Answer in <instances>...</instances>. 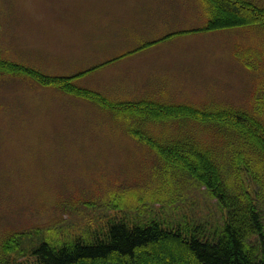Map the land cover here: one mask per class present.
Instances as JSON below:
<instances>
[{"label":"rangeland","instance_id":"374dc122","mask_svg":"<svg viewBox=\"0 0 264 264\" xmlns=\"http://www.w3.org/2000/svg\"><path fill=\"white\" fill-rule=\"evenodd\" d=\"M207 21L203 0H0V58L49 75L85 72L74 83L114 101L160 98L251 112L263 93L264 31L191 32ZM173 32L188 34L121 57ZM253 49L263 55L246 67L237 53ZM5 72L0 242L15 232L24 233L22 246L30 237L33 243L88 240L109 220L132 214L167 226L190 222L209 230L222 223L224 211L206 188L179 175L170 186L158 157L134 141L112 112ZM164 125L147 132L183 134L176 124ZM189 125L191 136H212L203 125ZM246 181L250 191L253 183ZM122 194L133 197L116 211L113 202ZM29 258L12 253L9 261L28 264Z\"/></svg>","mask_w":264,"mask_h":264},{"label":"trees","instance_id":"16d2710c","mask_svg":"<svg viewBox=\"0 0 264 264\" xmlns=\"http://www.w3.org/2000/svg\"><path fill=\"white\" fill-rule=\"evenodd\" d=\"M203 1L208 21L191 32L250 27L264 31V5L259 0ZM182 33L188 34H167L121 57ZM254 55L261 57L263 52L253 49L237 53L246 67ZM0 69L112 112L115 120L124 121L134 141L158 157L164 168L162 177L170 186L179 176L185 177L205 187L224 211L222 223L209 230L190 222L167 226L152 217L137 221L139 214H132L131 219L109 220L105 230L94 232L88 240L79 237L58 243L45 238L33 243L30 237L28 246H22L24 233L15 232L0 242V264H11L12 253L29 254L28 264H264V86L254 108L247 112L235 107L200 108L160 98L114 101L100 91L77 86L74 80L85 72L49 75L1 58ZM192 122L203 125L201 129L211 131L212 136H191ZM160 124H165L163 128L176 124L183 134L153 136L147 132ZM246 178L253 183L250 191ZM132 197L122 194L114 200L115 210L121 211Z\"/></svg>","mask_w":264,"mask_h":264}]
</instances>
